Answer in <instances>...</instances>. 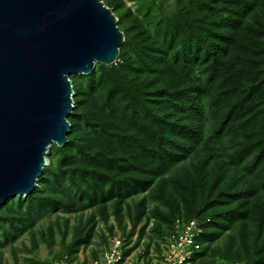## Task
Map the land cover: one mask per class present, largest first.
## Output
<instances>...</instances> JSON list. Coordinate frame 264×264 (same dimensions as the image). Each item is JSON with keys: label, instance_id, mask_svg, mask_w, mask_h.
<instances>
[{"label": "rangeland", "instance_id": "374dc122", "mask_svg": "<svg viewBox=\"0 0 264 264\" xmlns=\"http://www.w3.org/2000/svg\"><path fill=\"white\" fill-rule=\"evenodd\" d=\"M102 1L124 33L120 57L70 76L68 143L53 144L33 194L0 207V264H92L117 237L161 264L177 219L200 215L213 220L200 264H264V0L240 3L238 28L230 6L212 2L230 33L217 71L177 17L184 5L203 15L208 0ZM143 72L148 106L127 86ZM162 81L171 90L154 92ZM193 85L198 112L180 91Z\"/></svg>", "mask_w": 264, "mask_h": 264}, {"label": "water", "instance_id": "95a60500", "mask_svg": "<svg viewBox=\"0 0 264 264\" xmlns=\"http://www.w3.org/2000/svg\"><path fill=\"white\" fill-rule=\"evenodd\" d=\"M123 43L102 0H0V207L33 194L68 143L70 76L115 63Z\"/></svg>", "mask_w": 264, "mask_h": 264}, {"label": "trees", "instance_id": "16d2710c", "mask_svg": "<svg viewBox=\"0 0 264 264\" xmlns=\"http://www.w3.org/2000/svg\"><path fill=\"white\" fill-rule=\"evenodd\" d=\"M214 0H208L207 3L209 4L210 8L207 12H205L203 15L201 16H194L192 15V12L189 9V5H184L181 8V15H178L177 17L181 18L184 22L188 23L191 27H192V31L201 34V36L198 37V43H199V47L201 49L202 45L205 43L206 47L204 49H202V56L204 58L205 61H210L213 63L214 66V71H217L221 68V66L224 64L223 61L225 60V57L228 55V51L230 48V42H227L228 37H230V33L229 31H227V27L226 29H224V31H220L219 29L222 28L223 24H224V18H222L220 16L221 14V9L224 7V5L222 6L221 9H217L215 7H213L212 2ZM241 2H246V5L248 7H252L254 1L251 0H223V3L227 6H230V8L233 9V16H232V21L236 22V27L238 28L240 26L241 20L248 14V9L246 7V5H244V7H241L240 3ZM246 8V9H245ZM208 20H212V22L210 24L206 23ZM200 23L203 24L202 26H200ZM200 26V28H198ZM176 28V27H175ZM178 30V29H176ZM221 33V34H220ZM194 34V33H193ZM226 36V37H225ZM213 37H217V40H213L210 41L208 39H213ZM208 38V39H206ZM204 39V40H203ZM230 39V38H229ZM151 41V40H150ZM150 41L145 42V48L146 49H142L143 54H140V59H145L142 56L145 54H148L150 52V50H152L153 48H155V42L154 44L150 45ZM197 43V45H198ZM147 44V45H146ZM193 44L194 41L190 40V47L193 48ZM196 45V47H197ZM184 48V46H182ZM195 47V48H196ZM197 50V49H196ZM150 54V53H149ZM152 54V52H151ZM198 55V54H197ZM185 67H186V63H184ZM159 68V67H158ZM157 68V69H158ZM125 71V75L126 78L128 76H130V71L129 70H124ZM160 74H162L164 71V68L159 69ZM146 72H143L142 74L138 73L136 79H132L131 81H128V87L134 89V93L135 96L138 97L139 102L142 103L144 106H148V103L150 100V98L147 96V92H146V85L144 84L147 76H146ZM163 82V81H162ZM186 85V84H185ZM159 89L158 91H154V92H163L166 89L169 91L171 90V83L170 82H163L159 85ZM197 86L194 87V85L192 87H183L180 89V91H184L187 92V103L189 105V107H182V108H187V111L189 112H194L195 110H197L198 112V107L193 105V102H195V97H193V91H195V88ZM254 91V90H252ZM255 94V96L257 97V94L255 93V91L252 93ZM229 121V115L226 118V121L223 123V126L226 124V122ZM181 129L182 131L186 132V133H193V134H198V131L196 130L195 126H189V125H181ZM174 143H177L176 141H173ZM210 219V223L207 225V231L205 233V235L202 238V243H203V250L200 253V260L198 262V264H200L201 259L204 257L205 253H206V248H207V243H208V238L211 235V228H212V218L209 216H195V217H190L188 219L185 220H189V219ZM126 255H129V251L128 249L126 250ZM98 257V255H97ZM96 257V258H97Z\"/></svg>", "mask_w": 264, "mask_h": 264}, {"label": "built area", "instance_id": "2783aa9c", "mask_svg": "<svg viewBox=\"0 0 264 264\" xmlns=\"http://www.w3.org/2000/svg\"><path fill=\"white\" fill-rule=\"evenodd\" d=\"M209 223L210 219H177L164 244L161 264H198L203 250L202 238ZM126 250L124 241L120 237L114 238L92 264H147L133 255H126Z\"/></svg>", "mask_w": 264, "mask_h": 264}, {"label": "bare ground", "instance_id": "6f19581e", "mask_svg": "<svg viewBox=\"0 0 264 264\" xmlns=\"http://www.w3.org/2000/svg\"><path fill=\"white\" fill-rule=\"evenodd\" d=\"M52 149H53V146L50 148V150H49V152H48V155H47V164H46V166L49 165V159H48V157H49V155H50ZM46 166H45V167H46Z\"/></svg>", "mask_w": 264, "mask_h": 264}]
</instances>
